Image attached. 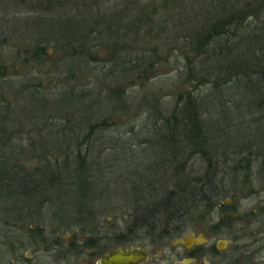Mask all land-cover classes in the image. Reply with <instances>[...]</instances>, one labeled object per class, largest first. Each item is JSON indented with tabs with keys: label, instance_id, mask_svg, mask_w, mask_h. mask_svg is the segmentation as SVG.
Returning a JSON list of instances; mask_svg holds the SVG:
<instances>
[{
	"label": "rangeland",
	"instance_id": "obj_1",
	"mask_svg": "<svg viewBox=\"0 0 264 264\" xmlns=\"http://www.w3.org/2000/svg\"><path fill=\"white\" fill-rule=\"evenodd\" d=\"M40 1L43 0H0V113L8 112L0 119V126L11 135L8 152L0 141V157L11 156V162L32 171L40 161L63 159L67 155L65 147L71 145L68 157L73 159L78 150V139H84L90 125L107 117L114 121V126L99 130L93 135L91 144L84 141L80 147L82 154L87 155L89 172L98 173L96 178L88 179L93 188L86 192V198L90 200L83 204L102 208L103 218L114 214H146L141 209L137 212L136 207L159 201L160 198L144 201V197L151 199L160 183L165 185L172 180L171 176H164L163 170H157L156 155L153 156L157 152L143 141L157 138L152 132L155 112L161 109L160 112L167 114L179 92L197 87L196 81L185 82V54L189 53L186 51L191 33L203 24L207 15L215 13L216 0H173L167 4L164 0H153L160 8L159 15L141 25H131V22L140 12L149 11L140 6L145 0L100 1V9L95 5L100 14L96 17L110 20L108 24L101 22L95 27L90 24L92 44L96 43L93 52L97 56L89 63L88 57L71 54L73 50L68 45L70 38L82 36L87 25L75 26L60 18V15L67 17V7L45 12L38 7ZM79 8L74 12L83 16L84 8ZM149 27L156 32L151 35L153 40L146 34ZM74 43L78 47V42ZM153 47H157L158 54L164 58L159 59L152 70L147 69L145 74H109L117 68V62L124 60L123 56L142 50L149 54L148 50ZM213 85L203 84L196 93L207 95L206 90ZM114 88L123 97L113 91L109 93ZM227 90L224 87L221 91H213L207 98L208 108L215 121L225 123L230 116H236L232 121L240 123L237 128L246 132L244 126L252 127L247 126L249 121L242 126L241 122L247 117H240L229 108L230 100L239 101L240 94L233 98ZM162 103L169 105L166 111L162 109ZM253 117L248 116V119ZM72 137L78 139L74 141ZM245 138L248 145L252 140ZM252 142L251 150H254L257 145ZM226 151L234 153L231 146ZM248 151V148L243 150L241 158L248 155ZM241 163L247 164L243 160ZM204 167L199 157L191 160L190 168L199 171ZM224 167L226 176L222 178L220 174L219 183L227 194L220 196L212 208L206 205L195 208L190 206L191 203H185L188 207H184L185 211L178 217L185 222V230L200 232L199 225L207 227L209 240L214 244L219 239L232 240L225 249L216 246L213 253L206 254L203 257L206 264H264V154L253 160L251 168L237 169L234 176L231 175L232 168L240 167L237 162L230 161ZM3 170L9 171V168ZM151 172L160 174L152 175ZM65 192L62 191L61 196L56 192L39 209L36 206L41 198L12 202L18 205V211L13 214L5 210L10 200L0 199V264L4 262L5 221L13 225L23 220L28 226L36 223L51 229L59 220L58 216L84 211L85 206L80 201L83 198H78L74 192L72 195ZM28 203L35 204L34 208H28ZM21 206L24 207L22 211ZM212 223L217 226L211 231ZM11 229L14 231L15 226ZM7 254L5 261L9 264L13 254L10 250ZM248 256L249 259L244 261ZM43 260H48L44 254Z\"/></svg>",
	"mask_w": 264,
	"mask_h": 264
},
{
	"label": "trees",
	"instance_id": "obj_2",
	"mask_svg": "<svg viewBox=\"0 0 264 264\" xmlns=\"http://www.w3.org/2000/svg\"><path fill=\"white\" fill-rule=\"evenodd\" d=\"M100 1L103 0H43L38 3V7L45 12L67 7V17L60 15V18H65L67 23H74L75 26L87 25L80 39L76 36L70 38L68 45L73 50L71 54L88 57V63L94 61V56H97L93 52L96 43L92 44L94 38L90 28L102 23L108 24L110 20L96 17L100 16ZM172 1L164 0L163 3ZM216 3L218 7L215 13L207 15L203 24L191 33L190 46L186 51L189 53L185 54V82L190 84L196 81L197 87H189L186 91L179 92L175 104L167 114L160 112L161 109L156 111L152 132L157 138L143 141L149 143L150 148L157 152L153 155H156L155 167H158L157 170L161 169V172L163 170L164 176H171L172 183L168 180L165 185L160 183L156 189L153 188L154 195L151 199L149 196L144 197V200H160L141 204V212L180 216L185 211L184 207H188L185 203H191L190 206L195 208L204 205L212 208L218 203L220 196L227 194L219 183L220 174L223 175L222 178L226 176L223 167L230 161L237 162L240 167L232 168L231 175L234 176L233 172H237V169H244L246 166L251 168L253 160L264 154V0H216ZM140 6L149 11L140 12L131 25H141V22H150L158 17L160 8L155 1L145 0ZM79 7L84 8L83 16L74 12ZM90 24L93 26L90 27ZM153 31L154 28L149 27L146 34L151 36L156 33ZM74 42H78V47L74 46ZM157 47L149 49V54L142 50L134 55L123 56L124 60L115 65L118 71L114 67L109 74H145L147 69L152 70L154 65L160 62L159 59L164 58L158 54ZM76 48L77 51L74 50ZM164 56L166 60H170L168 55ZM108 60L110 59L105 61ZM207 83H214L209 91L205 89L207 95L196 93L201 85ZM224 87L228 89V93L233 94V98L240 94L239 101L230 100V107L228 104L222 105L232 108L240 117H247V120L241 123L243 126L244 122L249 121L247 126L251 125V129L244 126L249 135L241 127L237 128L236 125L240 123L232 121L236 116H230L225 123L214 120L215 117L207 105V98L213 91H221ZM111 91L118 97H123L115 88L109 93ZM167 106L169 107L168 104L162 103L164 111L168 109ZM7 115L8 112L0 113V119ZM248 116L254 117L248 119ZM114 124L113 120L105 117L90 125L83 140L72 137L74 141L78 139V150L73 159L68 157L71 145H67L64 149L67 155L63 156V159L56 157L52 162L40 161L32 171L11 162V156L0 157V199L6 197L10 200L5 210L13 214L18 207L15 203L42 199L36 206L39 209L51 200L56 192L61 196L62 191L71 193L70 195L74 192L78 198H86V192L93 188L92 181L88 179L96 178L98 173L89 172L87 155L82 154L80 147L84 141L91 144L93 135H97L99 130H107ZM245 136L254 141L257 148L251 150L254 143L251 141L247 145L244 142L248 140ZM10 137L11 135L0 126V141L4 144L6 152L11 143L8 141ZM244 144L247 145L245 148ZM230 146L234 153L226 151ZM246 148L249 150L248 155L241 158ZM195 157H199L204 163L203 170L190 168L191 160ZM242 160L247 162L245 166L241 163ZM7 167L9 171H4ZM34 205L28 203V208H34ZM21 207L19 208L22 211L24 207ZM137 212H140L139 209ZM248 259L249 256L244 261ZM236 261L238 263V259Z\"/></svg>",
	"mask_w": 264,
	"mask_h": 264
},
{
	"label": "flooded vegetation",
	"instance_id": "obj_3",
	"mask_svg": "<svg viewBox=\"0 0 264 264\" xmlns=\"http://www.w3.org/2000/svg\"><path fill=\"white\" fill-rule=\"evenodd\" d=\"M86 200L90 199L80 201ZM86 204L82 213L58 216L51 229L36 223L28 226L23 220L13 225L5 221L2 264H7L9 250L13 254L9 264H205L203 257L216 247L201 223L197 227L201 231L195 232L185 230L186 224L178 216L128 213L103 218L102 208ZM216 226L212 223L211 231ZM191 233H203L207 245L184 243L182 238ZM113 256V261L104 262Z\"/></svg>",
	"mask_w": 264,
	"mask_h": 264
},
{
	"label": "water",
	"instance_id": "obj_4",
	"mask_svg": "<svg viewBox=\"0 0 264 264\" xmlns=\"http://www.w3.org/2000/svg\"><path fill=\"white\" fill-rule=\"evenodd\" d=\"M182 241L186 244H192V243H198V244H202V243H205L208 241V238L203 234V233H200L198 235L194 234V233H191L185 237L182 238ZM232 240L231 239H219L216 243V246L218 249H225L226 247H228L230 244H231ZM114 260V256H113V259L110 258V259H107V260H104V262H111ZM206 264V263H205Z\"/></svg>",
	"mask_w": 264,
	"mask_h": 264
}]
</instances>
